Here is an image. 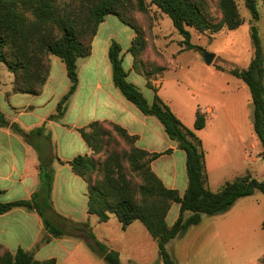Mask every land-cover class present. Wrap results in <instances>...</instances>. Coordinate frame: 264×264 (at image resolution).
Masks as SVG:
<instances>
[{"label":"trees","instance_id":"1","mask_svg":"<svg viewBox=\"0 0 264 264\" xmlns=\"http://www.w3.org/2000/svg\"><path fill=\"white\" fill-rule=\"evenodd\" d=\"M136 1L138 10L144 11L143 0ZM150 4L171 20L173 28L182 38L179 46L185 51L196 48L190 42L191 35L187 28L213 35L223 28L237 29L244 22L235 0H218L221 18L217 22L208 14L201 0H150ZM244 4L252 20L258 21L257 0H244ZM128 5L125 0H0V63L14 77L12 94L37 96L48 80L51 58L60 59L66 68L69 88L59 100L55 114L50 116L58 120L64 115L67 101L78 85L76 62L91 54L92 41L104 19L113 15L134 31L135 36L127 52L133 59L132 69L142 75L147 81L146 86L153 90V100L147 101L139 88L128 81V73L122 64L121 47L115 41L108 49L113 85L142 114L155 117L169 139L185 153L187 188L180 195L177 190L167 188L151 169V163L170 153V150L150 153L139 149L135 145L137 137L112 122L93 121L78 129L91 153L78 155L68 164L86 184L89 215L96 216L100 223L114 216L123 229L139 221L156 241L158 261L161 264H177L166 248L170 241L198 225L202 215L225 213L240 198L256 192L264 194V181L247 172L226 181L216 191L209 189L205 154L197 135L205 127V114L198 110L193 128H187L159 98L150 78L166 68L155 67L153 62L145 63L143 60L147 40L144 30L130 15ZM250 35L253 56L248 67L217 69L247 86L252 103L253 133L264 145V56L255 26H251ZM5 123L0 113V125ZM51 182L52 177L48 173L45 175L43 191L46 200L43 204L35 200L37 194L30 200L0 202V215L15 208L36 210L50 235L42 242L49 241L51 237L64 236L65 231L54 226L44 214V209L49 207ZM172 204L179 205V213L174 223L168 226L166 216ZM82 227L88 246L106 264H122L116 251L97 242L86 224ZM262 227L264 229V223ZM55 263L54 259L38 261L33 253L22 249L11 253L0 246V264Z\"/></svg>","mask_w":264,"mask_h":264},{"label":"crops","instance_id":"2","mask_svg":"<svg viewBox=\"0 0 264 264\" xmlns=\"http://www.w3.org/2000/svg\"><path fill=\"white\" fill-rule=\"evenodd\" d=\"M110 17L115 16L108 15L99 25L92 41L91 54L76 62L78 85L67 101L62 118H50L55 114L59 100L69 88L66 68L60 59L51 58L48 80L37 96L12 94L13 80L10 85L0 81V113L6 122V125H0V202L30 200L37 194L35 200L43 204L46 200V193L43 191L45 175L49 173L52 177L49 207L44 209V214L54 226L66 233L64 236L51 237L49 241L42 242V239L50 235L44 229L42 218L37 211L12 209L0 215V246L11 253L22 249L33 253L38 261L54 259L55 264H106L103 258L88 246L82 227L86 224V228L92 232L97 242L118 253L122 264L159 262L156 241L142 223L134 221L123 229L114 216L100 223L96 216L88 214L86 184L72 172L68 164L78 155L91 153L78 129L93 121L112 122L120 125L130 135L136 136L135 145L139 149L150 153L170 150V153L163 154L153 161L151 169L167 188L177 190L180 195H183L187 188L185 153L169 139L162 124L155 117L142 114L113 85L108 49L115 35L108 32L106 36H100V31L107 29ZM115 19L122 27L116 22L110 23L126 37L125 46L119 41L115 42L121 47L122 58L128 59L127 68H124L128 73L127 79L129 80L131 73L143 77L132 69L133 59L127 52L135 33L117 17ZM150 81L159 98L187 128H193L198 110L205 114V127L198 131L197 135L201 139L205 154L209 189H213L212 184H218L220 187L226 181L243 175L239 172L243 168V161L248 162L249 157L245 156L241 138L232 135L225 139L223 133L224 128H232L234 131L237 123L232 119L233 111L230 105L232 106L234 101L241 102L239 97L245 93L243 88L238 86L232 90L237 98L230 97L225 102H208L207 105H201L198 103L200 100L196 98L194 103L182 102L174 106L173 102L180 100V95L184 92L181 89L183 84L174 79L169 82L165 79V71L152 76ZM146 83L144 78V85L151 93L150 102L154 92ZM169 83L176 91L174 97L165 95ZM139 90L141 91L140 88ZM196 95L198 93L195 91L191 93L192 98ZM207 96L209 98L211 95ZM249 101L251 100L247 98L248 104L242 102L241 106L242 118L245 116V108L246 114L248 112V127L252 115ZM231 139L233 144L230 143ZM217 144H224V148H216ZM232 145L235 146V154H238L236 157L239 165L229 163L231 154L228 151L232 150ZM228 173L234 177L223 179ZM235 173L238 175L235 176ZM176 205L178 212L171 225L179 213V205ZM173 207L174 204L169 212Z\"/></svg>","mask_w":264,"mask_h":264},{"label":"rangeland","instance_id":"3","mask_svg":"<svg viewBox=\"0 0 264 264\" xmlns=\"http://www.w3.org/2000/svg\"><path fill=\"white\" fill-rule=\"evenodd\" d=\"M131 5L129 13L134 18L145 33L147 47L143 53L145 63L153 62L155 67H164L165 79L177 80L183 84V93L180 100L173 102L194 103L196 98L199 104H215L225 102L228 98H237L232 93L236 87L240 86L244 90L239 98L241 102L234 101L230 108L233 111V120L236 121L234 131L232 128H224V138L238 136L241 138L242 147H245V156L249 161H243L241 174L250 173L260 181H264V145L253 133L252 122L248 127L247 114L241 116L242 102L248 104L247 98L251 100L248 88L231 75L223 73L217 67L223 68H246L252 56L253 48L250 35L251 26H255L258 31L262 53L264 56V0H257L259 11L258 21H253L252 16L246 9L244 0H235L243 24L234 30L223 28L216 34L200 33L193 28H187L191 35L190 42L196 47L185 51L179 46L182 38L177 34L172 26L171 20L153 5L150 0H143L144 11L138 10L136 0H125ZM206 7L208 14L217 22L221 18L218 9V0H201ZM118 19V18H117ZM115 17L109 18L106 30L100 31V36L107 35L108 32L114 33V41H119L126 45L125 35L116 30L110 22H116ZM118 24V23H117ZM119 27H122L118 24ZM112 41V40H111ZM213 56L211 64H206L204 55ZM123 59V58H122ZM125 57L122 61L123 67L127 68L128 61ZM152 68V67H150ZM149 68V69H150ZM154 68V67H153ZM13 80V75L7 67L0 63V81L7 85ZM129 82L141 89L147 101L151 99V93L144 85V78L131 73ZM198 93L195 98L191 93ZM209 91H213L209 93ZM165 95L174 97L176 91L169 83L166 86ZM207 95H211L207 98ZM249 108L252 110V103L249 101ZM252 113V112H251ZM249 132V134H248ZM250 136V143L248 137ZM228 139V138H227ZM230 143H234L231 139ZM224 148L223 145H216ZM232 150L229 163L239 165V160L235 154V146ZM238 175L235 173V176ZM229 173L223 179H230ZM214 182V181H213ZM218 184H212L213 189H217ZM219 188V187H218ZM178 206L169 212L167 217L168 225L176 217ZM264 194L259 192L251 196L238 199L234 205L225 213L208 216L202 215V220L198 225L192 226L181 237H177L167 245L168 253L174 258L177 264H264ZM155 264H161L156 262Z\"/></svg>","mask_w":264,"mask_h":264},{"label":"water","instance_id":"4","mask_svg":"<svg viewBox=\"0 0 264 264\" xmlns=\"http://www.w3.org/2000/svg\"><path fill=\"white\" fill-rule=\"evenodd\" d=\"M212 58H213V56L211 55V54H205L204 55V59H205V62H206V64H211V62H212Z\"/></svg>","mask_w":264,"mask_h":264}]
</instances>
